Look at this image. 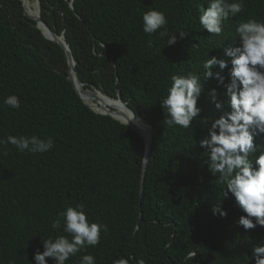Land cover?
Here are the masks:
<instances>
[{
  "label": "trees",
  "instance_id": "trees-1",
  "mask_svg": "<svg viewBox=\"0 0 264 264\" xmlns=\"http://www.w3.org/2000/svg\"><path fill=\"white\" fill-rule=\"evenodd\" d=\"M69 1L40 0L42 17L55 34H65L81 81L114 99L120 90L153 129L142 199V138L89 109L68 80L63 49L25 16L21 0H0V140L37 136L54 144L44 154L0 146V264H36L45 240L67 235L61 213L78 205L89 223L108 231L98 246L66 264H80L84 255L96 264L130 257L129 264H255L252 250L264 246V227L246 231L239 225L245 213L231 193L224 199L226 186L210 173L199 142L209 138L212 122L231 111L232 65L225 52L241 46L239 23L264 22V0H225L242 3L244 11L223 22L220 36L199 23L200 9L212 0H74L73 10ZM153 10L165 15L161 31L168 37L144 33L143 15ZM182 31L187 38L180 39ZM173 35L178 42L168 46ZM213 56L228 60L223 71L212 69L224 77L223 85L203 78V65ZM189 74L201 78L200 115L187 130L168 127L160 103L171 77ZM10 96L19 99V109L5 105ZM255 144L251 159L258 168L264 134H256ZM217 203L226 218L213 213ZM57 218L61 228L54 230ZM191 251L196 258L186 261Z\"/></svg>",
  "mask_w": 264,
  "mask_h": 264
},
{
  "label": "clouds",
  "instance_id": "clouds-1",
  "mask_svg": "<svg viewBox=\"0 0 264 264\" xmlns=\"http://www.w3.org/2000/svg\"><path fill=\"white\" fill-rule=\"evenodd\" d=\"M244 11L242 3H226L225 0H212L210 7L200 9L199 23L203 30L215 36L223 33V22L230 17L235 18ZM165 15L158 11H149L143 15V31L147 35L159 32L161 38L168 37V32L161 31L167 27ZM185 31L179 32L180 39L187 38ZM237 35L241 46L226 50V57L231 59V82L227 85L228 107L230 112L211 123L209 138L199 142V147L205 149L208 157V168L217 183L226 186L224 199L231 193L236 203L245 213L239 220V225L246 231L255 230L257 226L264 227V154H261L253 166L252 157L258 151L255 144L256 134H264V22L249 19L237 27ZM177 35L171 36L168 46L177 43ZM153 42L148 41L149 47ZM219 66L220 70L228 68V60L215 56L208 59L203 67V78H215L221 85L224 77L214 73L212 69ZM201 78L195 74L188 76L173 75L167 97L160 106L165 113L168 127L179 126L185 130L192 127V122L200 115L198 100L202 92ZM215 95V92L213 93ZM213 103H216L213 100ZM5 105L14 109L20 108L16 96L6 99ZM217 108L222 105L216 103ZM205 124L208 121H204ZM15 146L19 152L44 154L49 152L54 144L51 139L42 140L37 136L13 137L0 140V146ZM7 155V152H4ZM213 213L222 218L227 212L222 210V204L213 208ZM63 230L66 236L44 241L45 251L35 255L36 264H47L49 258L56 264H66L71 258L84 251L87 247L100 244L101 233H107L106 225L89 223L84 212V205L68 207L64 213ZM255 221V222H254ZM54 230L61 228V219L53 224ZM68 237H71L69 239ZM255 264H264V246L252 250ZM196 252H188L185 260H194ZM132 259H119L115 264H129ZM80 264H96L91 255H84ZM138 264H145L141 259Z\"/></svg>",
  "mask_w": 264,
  "mask_h": 264
},
{
  "label": "water",
  "instance_id": "water-1",
  "mask_svg": "<svg viewBox=\"0 0 264 264\" xmlns=\"http://www.w3.org/2000/svg\"><path fill=\"white\" fill-rule=\"evenodd\" d=\"M21 1L25 16L36 23L37 28L42 32L43 36L47 40L56 43L63 49L68 65V80L83 103L94 113L109 116L112 119L120 122L121 124L132 128L142 138L144 144L140 189V199H142L147 165L150 159L154 141L153 129L129 107L127 102L122 99L120 90H117V97L114 99L104 95L95 86L88 88L87 85L81 81L76 71V61L73 57L72 50L66 40L65 34H55L43 19L40 0ZM31 2H33V4L35 5L36 10L33 15H30L27 10V7ZM73 2L74 0L69 1L70 8L72 10L74 9Z\"/></svg>",
  "mask_w": 264,
  "mask_h": 264
},
{
  "label": "bare ground",
  "instance_id": "bare-ground-1",
  "mask_svg": "<svg viewBox=\"0 0 264 264\" xmlns=\"http://www.w3.org/2000/svg\"><path fill=\"white\" fill-rule=\"evenodd\" d=\"M28 13L30 15H33L35 13V5L31 2L27 7Z\"/></svg>",
  "mask_w": 264,
  "mask_h": 264
},
{
  "label": "rangeland",
  "instance_id": "rangeland-1",
  "mask_svg": "<svg viewBox=\"0 0 264 264\" xmlns=\"http://www.w3.org/2000/svg\"><path fill=\"white\" fill-rule=\"evenodd\" d=\"M33 3V2H32Z\"/></svg>",
  "mask_w": 264,
  "mask_h": 264
}]
</instances>
